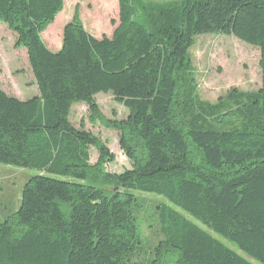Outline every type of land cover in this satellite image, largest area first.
Masks as SVG:
<instances>
[{
    "label": "trees",
    "instance_id": "16d2710c",
    "mask_svg": "<svg viewBox=\"0 0 264 264\" xmlns=\"http://www.w3.org/2000/svg\"><path fill=\"white\" fill-rule=\"evenodd\" d=\"M117 2L111 36H92L75 12L52 51L41 35L64 0H0L37 88L20 100L0 87V164L35 172L0 221V264H264V0ZM213 33L258 48L256 91L200 98L189 49ZM98 93L126 118H103ZM78 103L118 132L129 169L91 165L89 147L113 157L70 122ZM100 176L115 189L100 188ZM135 193L178 209L153 206L163 238L148 256Z\"/></svg>",
    "mask_w": 264,
    "mask_h": 264
},
{
    "label": "rangeland",
    "instance_id": "374dc122",
    "mask_svg": "<svg viewBox=\"0 0 264 264\" xmlns=\"http://www.w3.org/2000/svg\"><path fill=\"white\" fill-rule=\"evenodd\" d=\"M117 1L64 0L62 10L49 25L51 30H46L44 33V40L49 42V34H51L56 42L60 41L59 31L62 33L63 25L73 18L75 12L79 21L92 36L96 38L111 36L118 23ZM15 39V34L0 22V87L8 95L26 100L37 94V88L26 49L17 46ZM189 54L197 90L202 100L214 103L231 88L253 92L261 85L258 48L243 43L233 36L214 33L196 36ZM94 99L103 118L108 120L126 118L127 110L116 103L111 94L98 93ZM69 118L75 127L82 125L98 136L112 154V160L100 161L98 151L89 147L90 163L98 164V172L102 175L115 174L130 168V162L119 146L118 132L106 128L99 120L90 117L88 107L84 103L72 105ZM34 174L35 172L29 169L0 164V221L5 220L20 207L22 188ZM97 179L100 180L101 185H98L100 188L107 191L115 189L113 184H106L102 176ZM135 194L144 206V209L136 214L141 254L148 256L154 251L159 239L163 238L153 213V206L164 203L170 208L178 209L161 197L144 193Z\"/></svg>",
    "mask_w": 264,
    "mask_h": 264
},
{
    "label": "crops",
    "instance_id": "0c3cea01",
    "mask_svg": "<svg viewBox=\"0 0 264 264\" xmlns=\"http://www.w3.org/2000/svg\"><path fill=\"white\" fill-rule=\"evenodd\" d=\"M64 26V25H63ZM48 29H46V30H51L50 28L51 27H47ZM63 28V27H62ZM46 30L42 33V38H43V40H44V33L46 32ZM62 31V30H61ZM59 33H60V36H62V33L59 31ZM49 42H47V40L45 41L44 40V42L46 43V45H47V47L50 49V50H52V51H57V50H59L60 48H61V40L60 41H58V42H56L55 40L56 39H53L54 38V36H52L51 37V34H49ZM61 39V38H60Z\"/></svg>",
    "mask_w": 264,
    "mask_h": 264
}]
</instances>
